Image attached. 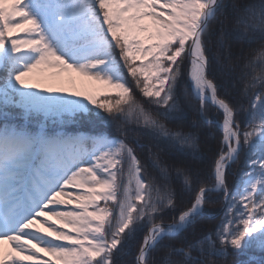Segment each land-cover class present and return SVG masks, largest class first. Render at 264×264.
Listing matches in <instances>:
<instances>
[{
  "label": "snow or ice",
  "instance_id": "6c2138e0",
  "mask_svg": "<svg viewBox=\"0 0 264 264\" xmlns=\"http://www.w3.org/2000/svg\"><path fill=\"white\" fill-rule=\"evenodd\" d=\"M72 74L113 91H69ZM201 124L221 132L210 165ZM250 249L264 252V0H0V264Z\"/></svg>",
  "mask_w": 264,
  "mask_h": 264
},
{
  "label": "trees",
  "instance_id": "16d2710c",
  "mask_svg": "<svg viewBox=\"0 0 264 264\" xmlns=\"http://www.w3.org/2000/svg\"><path fill=\"white\" fill-rule=\"evenodd\" d=\"M126 72V70H125ZM129 80H131V77H128ZM138 99H140V97H137ZM199 122L198 121V117L196 116V114L194 112L190 113L188 116V120L186 121V124H191L192 122ZM201 128L204 132L208 133L207 136H202V141H203V145H202V151L205 157V165H210L211 163V159H212V155L215 152V150L218 148V142L219 139L221 137V132L219 131L218 127H209L207 124H201ZM211 148L212 151L209 152L208 149ZM143 153H141V156L143 157ZM245 157L244 154H241V163L244 161ZM236 170V166H233V171ZM233 180L234 177L230 174L229 175V184L230 186L233 184ZM210 210L213 212L218 213L220 211V204L219 203H212L211 205H209ZM167 216H170L171 213H167ZM223 215V213L221 212L217 217L215 218H206L202 223L203 225L208 228V229H212L214 228L218 223L219 220L221 218V216ZM142 236V234H141ZM134 253H135V247H132L127 254L126 259L128 260H132L134 258ZM249 256H255L258 260L260 258H264V252H260L256 249H250L248 251L247 254H241V253H232L229 258H228V262L227 264H236L237 261H245L249 258ZM223 264V262H222Z\"/></svg>",
  "mask_w": 264,
  "mask_h": 264
},
{
  "label": "rangeland",
  "instance_id": "374dc122",
  "mask_svg": "<svg viewBox=\"0 0 264 264\" xmlns=\"http://www.w3.org/2000/svg\"><path fill=\"white\" fill-rule=\"evenodd\" d=\"M64 86L69 91L79 92L84 95L91 94L99 96L104 92L113 91L112 89H109L107 85L89 80L86 77H81L78 74H72V80L66 81Z\"/></svg>",
  "mask_w": 264,
  "mask_h": 264
}]
</instances>
